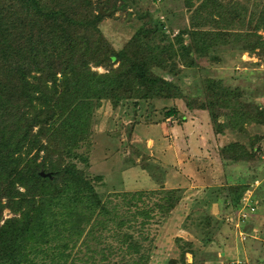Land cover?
Listing matches in <instances>:
<instances>
[{
	"label": "trees",
	"instance_id": "obj_1",
	"mask_svg": "<svg viewBox=\"0 0 264 264\" xmlns=\"http://www.w3.org/2000/svg\"><path fill=\"white\" fill-rule=\"evenodd\" d=\"M47 1L0 0L1 194H5L3 196L8 198L7 202L10 205L12 196L20 192L17 184L27 187V183L21 181L25 177L29 181L44 180L47 182L46 186L52 189L40 192L37 205L39 209L34 217L24 222H20V218H15L0 223V264H77L76 261L80 257L74 249L86 233L87 224L95 216L93 227L102 223H106L104 226L108 225L118 217V212L124 205L127 208H134L132 211L126 209L131 213L128 212L125 222H135L138 216L146 219L141 222L140 228L136 229L137 238L128 232L121 233L123 237L120 239L121 244L126 242L127 244L125 249L120 248V252L124 258L126 255L129 256L132 264H147L149 261L147 246L151 243L147 231L151 229L149 225L159 226L164 222L169 212L177 206L178 200L174 202L172 199L175 198V193L181 195V191H184L183 187H166L164 183L166 180L171 183L187 182L190 181V177L170 162L149 158L144 150L146 148L144 138L147 137L148 129L152 125L146 124V129L140 133L139 140L129 146L128 156H125L126 154L124 156L131 164L128 167L138 166L144 169L150 178L159 184L162 197L159 198L158 195L157 201L147 207L148 204L142 198L153 197L159 191L99 193L77 161L88 165V156L85 152H79V148L83 143L89 144L88 137L95 122V113L102 101L108 99L113 103L112 105H116L130 94L136 98L132 105L136 108L142 101L154 97V93L159 92L164 95L168 91L171 96L185 100L183 105H186L187 112L181 110L178 113L177 109L170 107L164 113V119L153 126L157 125L160 129V124L168 118H172V123L179 126L192 114H207L211 118L210 122L215 128L213 129L215 133H223L224 124L234 130H242L244 122L262 124L263 112L257 111L260 108L258 105L243 103L244 105L240 104L230 110L232 124L226 119L223 123L219 122V114L212 112L213 105L216 104L212 98L199 105L194 104L195 101H187L177 83L151 71V66L162 62L164 55L179 54L183 59L189 56L192 43L199 54L213 48L218 40L214 39L215 36H207L202 28L193 26L190 32L193 39L189 43L184 42L183 32H177L174 42L166 45L147 44V48H141L142 45H138L136 41L139 40L136 38L129 42L130 48L110 52L109 46L97 41L89 51L93 45L90 42V35L86 33H91V28L99 31L97 24L94 23L98 21V17L91 24V19L84 16L87 13H82L84 12L82 8L89 5V0H65L68 4L54 3L56 0ZM112 9L114 10L113 6ZM163 27L164 25L159 26L156 31H161ZM254 43L260 45L262 41L256 40ZM86 51H89L96 65L102 66L106 60H110L111 53H114L119 68L99 73L92 70L82 59L77 62L74 55L80 52L82 56ZM185 63L186 66L193 65L192 60ZM170 72H173V69ZM48 81L52 82L49 84ZM217 83L221 84L220 81ZM144 86H147L146 90L142 89ZM229 96L226 94L217 98L227 104L226 102L230 100ZM237 101L242 103L239 99ZM227 118L230 119V116ZM237 118L241 124L236 129ZM141 123L137 121L134 125L138 131L140 125H143ZM34 126H37L35 131ZM157 133V137H160L163 132L160 129ZM139 145L141 146L138 147ZM233 145L230 143L228 146ZM258 150H261L260 156L264 161V149L258 148ZM85 151L86 153L89 151L87 147ZM243 152L244 155L250 156L255 153L252 148L250 153L247 150ZM240 157L223 156L222 153H218L212 156L213 161L205 159L202 162L198 158L199 164L196 170L203 175L207 168L219 169L222 166L221 159L229 165L228 163ZM41 171L44 175L40 173ZM217 175L221 176V174ZM96 178L101 177L97 175ZM248 187L249 184H230L231 197L229 195L222 197V201L226 202L223 204L224 211L227 210L225 213L230 214V210L233 212L237 210ZM102 194L106 195L104 201ZM207 194L212 195L210 200H207L209 199ZM216 194H219L218 189L210 186L203 195L205 198L202 202L207 205V215L210 212L211 202L217 199ZM119 195L126 198V202L123 199V204L118 205L109 200V197ZM252 197V203L255 201L252 205L256 213H249V221L243 219V228L248 232L254 228L252 223L255 222L258 207L264 200V195L258 196L256 192ZM32 204L35 205L33 199ZM155 208L159 211V218L150 222L147 218L152 217L149 213ZM101 214L104 218H100ZM222 221L225 222L223 218ZM118 222L120 229L124 220ZM230 226L234 230V226L232 224ZM92 232L90 230V233ZM115 235L117 236L116 232L114 237ZM259 237L264 239L262 232ZM174 241L176 249L180 250V255L178 259L169 258L167 264H192L185 259L186 253L194 251H192V241L184 242L186 247H182L181 235H177ZM211 241L212 239L209 238L205 242ZM103 248L108 251L109 257L112 256L111 253L118 251L109 245L100 248L102 257L97 264H105L104 260L108 256L103 253L105 251ZM132 255L133 258L136 255L135 260ZM91 256L94 258V254ZM221 258L215 260V263L219 264ZM239 260L240 264H247L246 259ZM233 261L235 262L236 259Z\"/></svg>",
	"mask_w": 264,
	"mask_h": 264
},
{
	"label": "rangeland",
	"instance_id": "obj_2",
	"mask_svg": "<svg viewBox=\"0 0 264 264\" xmlns=\"http://www.w3.org/2000/svg\"><path fill=\"white\" fill-rule=\"evenodd\" d=\"M49 1L51 0L47 2ZM62 2L68 4L65 0H56L54 3ZM100 7L104 13L99 12ZM82 9L84 10L82 13H87L84 16L91 19V24L98 17V21L94 23L97 24L99 31H94L91 28V33H86L90 35V42L93 45L89 51L97 41H100L104 46H109L110 52H118L126 47L130 48L129 42L136 38L139 40L136 41L138 45H142L141 48H147V44L166 45L169 42H174L177 32H183L184 42L189 43L193 39L190 33L193 26L202 28L206 31L207 36H215L214 39L218 42L203 54H199L192 43L193 47L191 46V52L187 56L189 60L193 61L192 66L185 65V62L189 61L187 57L183 59L179 54L176 56L168 54L162 57V62L153 64L151 71L177 83L187 101L192 100L195 101L194 104L199 105L212 98L216 103L213 105L212 112L219 114V122L223 123L226 119L232 124L230 110L243 103L258 105L260 108L257 111L263 112L261 119L264 120V0H160L159 2L158 0H89V5ZM161 25H164L163 29L156 31ZM256 40L262 41V43L260 45L254 43ZM89 51H86L82 56L80 52L75 54L77 62L82 59L92 70L99 73L119 68V62L116 61L114 53H111L110 60H106L102 66L95 64ZM171 69L173 72H170ZM217 81H220L221 84ZM51 82L48 81L49 84ZM142 89L146 90L147 86ZM154 94V97L142 101L138 107H134L135 109L132 105L136 98L129 94L116 105H112L113 103L108 99L103 100L101 106L96 110L95 122L88 137L89 144L83 143L79 148V152H85L88 156V165L81 161L77 162L99 193L111 192L113 194L137 190H157L158 192L161 189L159 184L148 179L147 174L139 169L140 167L129 168L128 166L131 164L125 158L128 156L129 146L139 140L140 133L146 129V124L153 126L162 118L164 119V113L170 107L177 109L178 113L181 110L187 112L186 105H183L185 104L183 98H175L168 91L164 95L159 92ZM226 94L230 95L227 104L217 98ZM238 99L242 103L238 102ZM187 116L189 115L187 114ZM229 116L230 119L227 118ZM210 119L207 114H203L199 118L196 114H192L182 122L181 127L194 131L193 129L200 124L206 130L211 129L210 134H215V128L212 127ZM137 121L143 124L140 125V131L134 126ZM235 121L237 129L241 123L238 118ZM171 123L172 118H168L160 124V129L163 132L160 137H157V131L160 130L157 125L148 127V135L144 138L146 146L144 150L151 160L159 159L165 163L171 162L172 165L184 166L190 160L187 150L180 147L178 143L180 142L179 136L184 130L172 127ZM33 128L35 131L37 126ZM198 131H201V128ZM221 135V139L223 138L224 141L222 145L220 138L216 137V143L221 145L219 153H222L223 156H241L232 163L227 162L229 165L221 159V165L233 167L234 171L239 170L242 174L238 175V173L225 169L224 175H230L229 181L211 184L219 191V194L215 195L216 198L230 196V184L233 183L249 184L250 188L246 195H250V197L255 192L258 196L264 195V161L260 156L261 150H258V148L264 149V121L262 124L244 122L242 130H234L224 124ZM201 140L207 141L205 135H201ZM197 142L202 143L200 140ZM230 143L234 145L229 147ZM86 147L89 150L87 153ZM251 148L255 153L252 156L244 155L243 150L250 153ZM166 154L174 156V161L168 160ZM137 159L139 160V157ZM125 170L127 172H124ZM97 175H100L101 178L97 179ZM21 181L27 183V187L20 183L17 184L20 192L12 196L13 200L9 203L10 205L7 202L8 198L3 196L5 194H1L2 189H0V223L6 219L15 218H20V222H24L34 217L39 209L37 205L40 192L52 190L51 187L46 186L47 182L44 180L29 181L25 177ZM223 183L226 185L221 186ZM190 192L183 193L181 191V195L175 193V198H172L174 202L181 201L183 209L180 206L171 210L168 215L166 213V219L159 226L149 225L151 229L147 231L151 243L147 246L149 251L147 264H167L169 258L178 259L180 250L176 249L174 241L177 235H181L182 247H186L184 244L192 241L193 249H191L194 251L185 255L186 261L192 264H217L215 260L220 257L222 258L221 261L219 260V264L222 261H224L223 264H228L230 259L239 261L243 258L246 259L247 264H264L262 238L254 239V237L249 241L242 242L230 224L222 221L223 216L230 214L236 219L243 218L242 213H245L246 220H248V211L245 209L242 212L230 210V214H227L225 213L227 210L224 211L225 205H220L218 211L214 204L213 213L209 212L207 215V205L202 202L205 197L200 198L201 194L197 193L192 196ZM104 195L102 201L105 200ZM158 195L159 198L162 197L159 191L157 195L149 198L143 197L142 200L149 207L157 201ZM207 196L209 197L207 200L212 198V195L207 194ZM250 197H245L244 202L249 204ZM32 199L35 201V205L32 204ZM123 199L126 202V198L121 195L109 197V200L118 203V205L123 204ZM258 208L256 214L258 216L255 217L256 219L253 217L255 222L252 225L257 228V234L261 236V232L264 235V224H262V222L264 223V200ZM126 209L134 210L132 207L127 208L126 205L122 206L118 217L106 226H104L106 223H102L100 226L96 224L93 227L92 224L96 217L91 219V222L86 226V233L84 232L83 238L74 249L81 258L76 261L77 264H97L102 257L100 248L107 245L114 250L118 249V251L111 253L112 256L109 257L110 254L103 248L105 250L103 253L109 254L104 260L105 264H132V259L127 255L124 258L120 252V248L125 249L127 244V242L121 244L120 239L123 238L121 233L128 232L137 238L136 229L140 228L141 222L146 218L138 216L135 222H125L128 212L131 213ZM120 213H122L121 216ZM149 214L152 215L151 218H147L150 222L159 218L157 208ZM103 216L101 214L100 218H104ZM121 219L124 220V223L119 229L118 221ZM128 225H134V227H128ZM154 227L156 228L154 229ZM90 230L93 232L90 233ZM114 232L117 234L115 237ZM209 238L212 241L206 243V239ZM92 254H94V258L91 256ZM131 257L133 258V255ZM135 259L136 255L133 260Z\"/></svg>",
	"mask_w": 264,
	"mask_h": 264
},
{
	"label": "crops",
	"instance_id": "obj_3",
	"mask_svg": "<svg viewBox=\"0 0 264 264\" xmlns=\"http://www.w3.org/2000/svg\"><path fill=\"white\" fill-rule=\"evenodd\" d=\"M201 115H203V114H196V116L198 118ZM171 126L172 127H178L179 129L184 130L182 132V134L179 136L180 142H178V143H179L180 147L185 148L187 150V152L190 155V160H188V163L186 165H184L185 168H183L184 166H182V165H174V166L179 167L185 174H187L190 177V181H187V182L182 181V183H177V182L171 183L170 181L166 180V182L164 183L165 186H167V187L180 186V187L184 188L183 193H186L187 191H191L190 195L194 196V194L196 195V193H197V194H201L200 198H203V195H205V192L207 191V189L210 186H213L211 184H217V182H220V181H223V182L229 181L230 175L229 174H227L226 176L224 175L225 169H227V171L229 169L230 172H233V173H238V175L242 174L239 170L234 171L233 167H230V166L225 167L224 164H222L221 168L216 169V170H213L211 168H207L206 172H204L203 175L198 173V171L196 170V166L199 164L198 158H200V160L202 162H204L205 159H207L209 161H213L212 156L214 154L219 153V149H220L222 143L224 142L223 138L221 139V137H222L221 133H215L216 135L210 134L211 129L206 130L203 127H201L200 124L197 127L194 126L195 127V129H193L194 131H192L191 129L182 128L181 125L176 126L173 123H171ZM200 128H201V131H198ZM178 132H177V134H178ZM202 134L205 135L207 141L203 142L201 140ZM217 136L221 140V145L216 143V137ZM198 140H200V142H202L203 144L198 143L197 142ZM215 144H217L219 147ZM167 157H168V160L174 161V159H173L174 156L171 157L170 155H167ZM173 164H174V162H173ZM139 169H141V168H139ZM127 170L129 172V169H127ZM127 170H125L124 172H127ZM141 170H143L147 174L148 179L151 182L156 183L152 178H150V176L148 175V173L144 169H141ZM217 174H221V176H219ZM224 185H226V184H224V183L221 184V186H224ZM222 203L223 204L226 203V202L222 201V197L217 198L215 201H212L210 204V212L213 213V205L214 204L219 211L220 205L221 206L223 205ZM180 206H182V209H183V205H182L181 201H179L177 203V206H175V208L177 209ZM237 251H239V250L237 249ZM235 253H236V251H235Z\"/></svg>",
	"mask_w": 264,
	"mask_h": 264
},
{
	"label": "built area",
	"instance_id": "obj_4",
	"mask_svg": "<svg viewBox=\"0 0 264 264\" xmlns=\"http://www.w3.org/2000/svg\"><path fill=\"white\" fill-rule=\"evenodd\" d=\"M249 188L250 187H248L246 189V191L244 192V194H243V196L241 198V205L236 208L237 210H240L239 212H242L244 209H245V211H248L249 213L250 212H255V208L252 205L253 203H255V201H253V203H252L253 197H250V195H246V194H248L247 192H248ZM245 197L246 198L250 197V201H249L250 203L249 204L244 202ZM242 216H244V217L243 218L242 217L241 218L238 217L236 219L235 217H233L230 214L228 216H225V221L228 222L229 224H232L234 226V231L237 232V234L239 236V239L242 242L243 241H247V240L249 241V240L253 239L254 237H255L254 239L258 238L259 235L257 234V228L256 227H254L255 229L252 228L250 232H248V230L243 228V226H244V220L243 219L246 218L245 217V213H242ZM241 220H243V221H241ZM261 241H262V247L264 248V239H261ZM238 263L240 264V260L239 261L236 260L235 262L233 260H231V261L228 262V264H238Z\"/></svg>",
	"mask_w": 264,
	"mask_h": 264
},
{
	"label": "water",
	"instance_id": "obj_5",
	"mask_svg": "<svg viewBox=\"0 0 264 264\" xmlns=\"http://www.w3.org/2000/svg\"><path fill=\"white\" fill-rule=\"evenodd\" d=\"M99 10H100L101 13H104V12H103V9H102L101 7L99 8ZM40 173H41L42 175H44L43 171H41ZM46 174H47V173H46ZM48 174H49V173H48Z\"/></svg>",
	"mask_w": 264,
	"mask_h": 264
},
{
	"label": "clouds",
	"instance_id": "obj_6",
	"mask_svg": "<svg viewBox=\"0 0 264 264\" xmlns=\"http://www.w3.org/2000/svg\"><path fill=\"white\" fill-rule=\"evenodd\" d=\"M223 219H224V221H225V216H223ZM234 231V230H233ZM235 232V231H234ZM235 234H236V232H235ZM240 240V239H239Z\"/></svg>",
	"mask_w": 264,
	"mask_h": 264
}]
</instances>
